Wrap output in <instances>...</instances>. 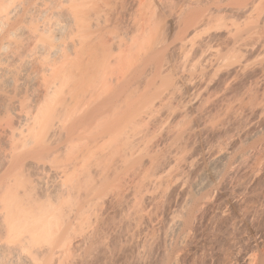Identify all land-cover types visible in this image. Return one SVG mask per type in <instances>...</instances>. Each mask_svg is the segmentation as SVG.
Returning <instances> with one entry per match:
<instances>
[{"label":"bare ground","instance_id":"bare-ground-1","mask_svg":"<svg viewBox=\"0 0 264 264\" xmlns=\"http://www.w3.org/2000/svg\"><path fill=\"white\" fill-rule=\"evenodd\" d=\"M263 221L264 0H0V264H264Z\"/></svg>","mask_w":264,"mask_h":264},{"label":"rangeland","instance_id":"rangeland-1","mask_svg":"<svg viewBox=\"0 0 264 264\" xmlns=\"http://www.w3.org/2000/svg\"><path fill=\"white\" fill-rule=\"evenodd\" d=\"M263 181V180H262ZM261 181V183H260V186H262L263 185V182ZM223 222V221H222ZM104 223H106V224H103V225H105L106 226V228L108 229V227H109V225H111L112 223H113V219H112V216L111 217H106L105 218V222ZM109 223H111V224H109ZM225 224V223H224ZM102 225V226H103ZM258 225H260V227L262 228L263 227V229H264V221L263 222H261V223H258ZM105 226H103L102 227V230H104V228H105ZM223 227V226H222ZM222 227H220V229L221 230H223L224 228H225V226H224V228H222ZM107 229H105L106 231H107ZM219 229V230H220ZM104 230V231H105ZM218 230V232H220V233H218V232H216V237H215V242H216V244H218V247L220 246V248H221V250L220 251H217L218 253H216V254H214V255H216V260H215V264H224L225 263V261H226V259L227 258H229L230 257V252L227 250L228 249V244L223 240V236H221L222 234L221 233H223V235L225 234V232H226V228L221 232V230L219 231ZM221 241H220V240ZM225 244H227V245H225ZM222 246V247H221ZM225 247V248H224ZM224 248V249H223ZM223 250V252L221 253V251ZM227 251V252H226ZM229 252V253H228ZM220 253V254H219ZM171 254V252H169L168 251V255H170ZM226 254V255H225ZM228 255H229V257H228ZM204 259V260H203ZM198 260L199 261H197V263L198 264H206V260H205V258L203 257L202 259L201 258H198ZM96 261V260H95ZM103 259L101 260V259H97V261L96 262H94V263H91V264H104L103 262ZM102 262V263H101ZM110 264V263H109Z\"/></svg>","mask_w":264,"mask_h":264}]
</instances>
